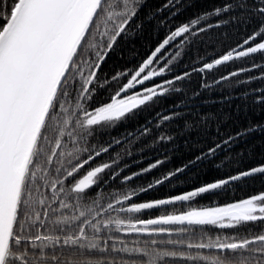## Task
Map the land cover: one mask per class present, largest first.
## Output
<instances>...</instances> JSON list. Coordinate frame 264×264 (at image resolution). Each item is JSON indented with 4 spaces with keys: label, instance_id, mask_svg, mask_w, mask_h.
<instances>
[{
    "label": "snow or ice",
    "instance_id": "6c2138e0",
    "mask_svg": "<svg viewBox=\"0 0 264 264\" xmlns=\"http://www.w3.org/2000/svg\"><path fill=\"white\" fill-rule=\"evenodd\" d=\"M147 3L0 0V264H264V190L192 206L235 182L264 179V162L141 199L189 168L239 163L244 152L232 149L264 134V121L226 133V120L193 111L212 84L243 87L231 94L264 106V0H222L179 23L185 0H163L145 13ZM152 22L165 35L150 53L134 67L102 73L109 54ZM229 26L231 43L209 42L213 30ZM221 68L228 71L210 83L207 74ZM194 76L200 83L190 90ZM146 111L152 116L133 131L111 135ZM178 136L196 154L154 183L131 182L165 164L166 154L123 175L119 152L103 159L116 146L130 155L128 145L143 152L174 146Z\"/></svg>",
    "mask_w": 264,
    "mask_h": 264
},
{
    "label": "trees",
    "instance_id": "16d2710c",
    "mask_svg": "<svg viewBox=\"0 0 264 264\" xmlns=\"http://www.w3.org/2000/svg\"><path fill=\"white\" fill-rule=\"evenodd\" d=\"M222 0H185V8L182 14L176 18V22L179 23L191 17L198 11H203L216 4L221 3ZM163 0H148L147 6L144 10L145 13L151 9L156 8L162 4ZM191 5L190 7L188 5ZM143 19V14L141 16ZM222 32L228 33V37H222ZM235 29L233 26L227 28H221L213 30L210 34V43L215 40H223L226 43H231L232 38L235 36ZM165 30L159 29L155 22L149 23L143 34L138 35L133 40H126L119 44L113 52L109 54L108 59L102 65L101 71L104 74L111 75L112 73H118L122 69L134 67L141 59L145 58L156 44L164 38ZM220 50L219 48L217 49ZM179 70V69H178ZM228 71L226 68H221L218 71L207 74V79L211 83L215 76L224 74ZM200 83V77L194 76L193 82L188 85V88L196 89ZM253 84L252 87H256ZM212 91H204L202 95L193 101V111L199 110L203 113H214L219 118L226 120L223 124V129L227 132H236L237 130L247 127L249 123H256L264 121V106L248 104L246 106L243 99L237 98L235 94L231 93H243L244 88L238 87L230 89L225 84L223 88L218 85L212 84ZM223 98V99H222ZM107 96L102 95L98 98L97 102L100 103L106 100ZM175 99H180L176 97ZM172 103V100L165 101L161 107H167L168 104ZM152 116V112L146 111L141 114L136 120L128 122L125 125H121L112 132V136H120L128 131H133L139 124L144 123L146 119ZM230 117V118H229ZM175 131V129H173ZM102 141L104 138H101ZM184 137L178 136L175 145L153 147L151 149L140 152V144L128 145L131 154L129 155L123 148L119 146L114 147L108 154H105L103 159L108 160L114 152H119V160L121 165H126L125 172L135 173L140 169L149 166L153 161L158 158H163L166 154L169 156L168 161L161 165L159 168L152 170L142 176L137 177L131 183L135 185H147L154 183L155 179L162 176L164 173L174 170L181 165L187 163L195 154L196 149L191 145L184 143ZM145 143H147L145 141ZM161 149H164L163 153ZM232 152L239 153L244 152V156L239 159V163H227V167L221 166L220 168L213 167L211 164L200 165L195 168L187 169L183 174L176 176L171 182L166 183L163 186L155 187L152 191L148 192L141 199L153 200L157 198H163L173 196L179 193L189 191L200 184L207 183L212 180L224 178L225 176L234 174L244 168L250 167L256 163L264 162V134L256 133L246 140L237 144ZM119 181L111 182L110 188L112 191H118ZM264 190V179L259 177L246 178L243 181L235 182L226 189L219 196H208L203 200H200L199 204L193 203V207H205L210 204L212 200H216L219 204H225L232 200H239L247 197L255 192ZM171 211L178 212L181 210H187V205L184 209L179 206H168ZM158 214L155 210L153 215ZM129 217L140 215V214H128ZM172 238V237H169ZM128 240L133 239H144V237H127Z\"/></svg>",
    "mask_w": 264,
    "mask_h": 264
},
{
    "label": "water",
    "instance_id": "95a60500",
    "mask_svg": "<svg viewBox=\"0 0 264 264\" xmlns=\"http://www.w3.org/2000/svg\"><path fill=\"white\" fill-rule=\"evenodd\" d=\"M187 192V191H186Z\"/></svg>",
    "mask_w": 264,
    "mask_h": 264
}]
</instances>
